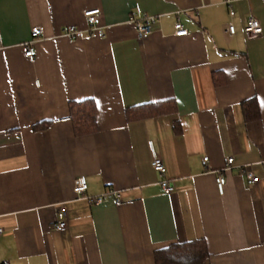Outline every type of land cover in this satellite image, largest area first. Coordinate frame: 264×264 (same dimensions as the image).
I'll use <instances>...</instances> for the list:
<instances>
[{
	"label": "crops",
	"instance_id": "obj_1",
	"mask_svg": "<svg viewBox=\"0 0 264 264\" xmlns=\"http://www.w3.org/2000/svg\"><path fill=\"white\" fill-rule=\"evenodd\" d=\"M95 9L90 36L83 13ZM137 11L159 17L144 39L129 21ZM251 17L259 38L245 33ZM65 27L81 33L70 40ZM33 28L42 35L27 58ZM84 100L96 131L78 136L69 104ZM145 105L163 112L126 115ZM230 157L260 182L235 167L220 196L216 172ZM262 161L264 0H0V264H155L157 251L195 240L204 264H264Z\"/></svg>",
	"mask_w": 264,
	"mask_h": 264
},
{
	"label": "built area",
	"instance_id": "obj_2",
	"mask_svg": "<svg viewBox=\"0 0 264 264\" xmlns=\"http://www.w3.org/2000/svg\"><path fill=\"white\" fill-rule=\"evenodd\" d=\"M227 5H230L235 0H224ZM99 14L100 10H89L83 13L85 21L88 26V33L90 36H93L94 33L99 28ZM231 16H234V12H230ZM129 21L134 25L135 31H137V36L139 39H144L150 36L153 33V25L159 21V17H151L146 14H143L141 11L132 12L129 17ZM229 34L234 35L236 33V28L234 26H229L228 30ZM80 30L74 27H65L62 29V36L67 37L70 40L76 39L80 35ZM245 33L248 38L254 39L259 38L263 34V28L260 22L255 18H249L246 26H245ZM188 34V30H186L183 25L178 22L176 24V32L175 35L177 37H183ZM31 41L26 44L25 56L27 58H34L35 51L33 49V43L35 40L41 37L42 33L39 28H33L31 30ZM208 157L203 158V165H207ZM264 168V161L260 162ZM153 170L159 175L160 177V186L166 195H170L175 190V184L173 180L167 178V169L163 160L160 156L153 151L152 153V162H151ZM238 168L241 174H243L248 182L249 185H257L260 182V178L253 172L251 164H245L241 166L235 165V159L233 157L225 159L224 167L216 172L215 177V184L220 196L225 194V186L227 183L226 179V172L232 170L233 168ZM87 185L83 178H78L73 187L74 194L81 198L85 191ZM102 198H94L93 202L95 204H99ZM116 203H119V198H116ZM66 212L63 208L59 209L58 212V221L53 225V228L58 231L62 232L66 229ZM2 230L0 229V234Z\"/></svg>",
	"mask_w": 264,
	"mask_h": 264
},
{
	"label": "trees",
	"instance_id": "obj_3",
	"mask_svg": "<svg viewBox=\"0 0 264 264\" xmlns=\"http://www.w3.org/2000/svg\"><path fill=\"white\" fill-rule=\"evenodd\" d=\"M256 101H251L244 105V113L246 118H251L250 109L256 106ZM160 106L145 105L127 111L129 117L132 114L137 118H145L147 116L158 115L162 113ZM69 113L76 135L82 136L96 131L95 109L91 100L82 102H71L69 104ZM48 127V122L36 126L35 130H43ZM209 252L205 240H195L185 243H176L168 248L157 251L155 253V264H204L209 259Z\"/></svg>",
	"mask_w": 264,
	"mask_h": 264
}]
</instances>
